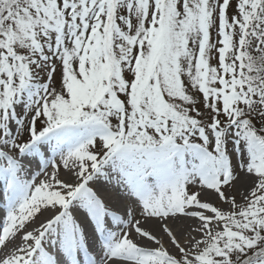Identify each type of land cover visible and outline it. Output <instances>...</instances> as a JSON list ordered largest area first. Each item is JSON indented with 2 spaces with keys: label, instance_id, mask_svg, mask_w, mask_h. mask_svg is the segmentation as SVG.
<instances>
[{
  "label": "snow or ice",
  "instance_id": "obj_1",
  "mask_svg": "<svg viewBox=\"0 0 264 264\" xmlns=\"http://www.w3.org/2000/svg\"><path fill=\"white\" fill-rule=\"evenodd\" d=\"M0 195V264H264V0H0Z\"/></svg>",
  "mask_w": 264,
  "mask_h": 264
},
{
  "label": "bare ground",
  "instance_id": "obj_2",
  "mask_svg": "<svg viewBox=\"0 0 264 264\" xmlns=\"http://www.w3.org/2000/svg\"><path fill=\"white\" fill-rule=\"evenodd\" d=\"M102 192L105 194V199H106L105 201H106V203H108L109 205L115 206V205H116V203H115L116 201H114V200L112 199L111 195L108 194L107 192H105L104 190H103ZM103 199H104V198H103ZM117 211H119V210H117ZM122 214H123V213H122ZM153 224H154L153 221H149L148 224L145 225V226H146V227H152ZM156 234H157L158 236H159V235H162V233L159 232L158 230L156 231ZM133 235H135V234H133ZM166 240H167V238L165 237V238H164V243H165V245L169 247V250H170V251H174V249L171 247V245L169 244V242H167ZM152 246H154V245H152Z\"/></svg>",
  "mask_w": 264,
  "mask_h": 264
},
{
  "label": "rangeland",
  "instance_id": "obj_3",
  "mask_svg": "<svg viewBox=\"0 0 264 264\" xmlns=\"http://www.w3.org/2000/svg\"><path fill=\"white\" fill-rule=\"evenodd\" d=\"M61 175L62 176L64 175V172L63 171H62ZM237 199L239 200V197H237ZM115 203H116V205L114 207L120 208L121 210H123V203H124V201H121L119 203L115 202ZM224 207H226V205ZM166 241L168 242V240H166Z\"/></svg>",
  "mask_w": 264,
  "mask_h": 264
}]
</instances>
